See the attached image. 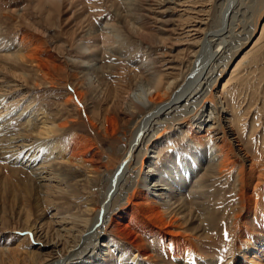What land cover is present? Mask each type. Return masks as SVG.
<instances>
[{"label":"rangeland","instance_id":"1","mask_svg":"<svg viewBox=\"0 0 264 264\" xmlns=\"http://www.w3.org/2000/svg\"><path fill=\"white\" fill-rule=\"evenodd\" d=\"M33 1L0 0V24L9 27L12 31L10 33L11 44H14L15 48H11L10 53H13L14 56H26L29 50L32 52L34 49L32 53L37 57V63L40 61L46 65L47 62H50L48 69L43 70L49 73V76H41L43 72H40L39 69L37 71L31 62H19L16 64L17 68H12L15 72L27 75L26 88L22 90L21 94L18 93L19 97L8 102L17 108H31L30 111H34V108L41 110L43 108L52 112L58 116L56 124H60L65 118L66 121L73 120L69 122L68 129L70 130L67 129L60 139H52L47 147L44 143H39L38 154L42 156L37 162L48 164V162L51 163V159L55 162L61 159L64 166L66 165L73 171L77 170V175L83 180L81 185L76 187V194L61 198L50 192L42 191L38 181L24 165H12L4 158L0 159V250L9 248L13 254L18 253L17 257L20 255L21 258H24L26 252L37 253L38 247L31 238V231L41 223L44 224V229L41 232L48 237H53L49 226L54 211L50 206L60 208L59 213L61 214L65 213L66 215L67 212L76 214L77 209L96 207L103 199L102 190L105 189L107 181H101L102 178L100 179L94 172H91L92 168L99 169V173L103 171L104 167L111 170L112 167L106 163L104 155L106 153L113 156L114 159L118 158L120 155L116 154L115 150L123 146L129 132L118 122L116 131L106 137L108 135H106L105 122L101 115L105 104L101 98L97 97L101 94L99 91L109 88L111 84L116 83V80H119L116 84H123L124 87H130L133 91L135 88L132 83L135 77L140 75L141 70L152 76L155 73L164 77L168 75L167 79L176 74L177 70L166 69L178 68L179 62L184 60V57L189 53L188 50L193 49L191 43L197 38L194 33H187V25H192L198 33L204 30L210 39L212 36L218 35L225 24L226 29L229 32L232 30V33L225 32L215 38L225 39L226 42H223L222 46L227 49L230 40L232 42L234 39L233 35L243 31L240 38H245V32H248L252 23L250 17L264 3V0H57L60 8L54 11L48 4L45 5L43 11L51 12L45 16L42 11L33 8ZM227 1L232 2L228 5L232 8L229 15L224 16L223 9L227 5ZM129 2H131V7ZM199 21L205 23L200 24ZM108 24L118 25L121 28V34L119 33V37L116 38L119 40L118 44H116L115 38L111 40L112 43H115L116 50L114 48L113 53L105 54L103 53L105 50L100 49L103 41L101 35L102 30ZM130 24L137 27L140 24H145L150 43H143L139 41L140 39L132 36L128 30ZM263 25L264 17L259 23L258 31L252 36V41L232 60L230 67L215 89L216 92H214L215 96L218 95L217 97L223 99L227 109V140L232 143L230 144L232 150L238 148L239 144L241 153H238L237 157L242 160H244L242 155L250 158L256 165V175L258 173L262 177L259 189L254 194L256 201H251L255 202L251 212L252 216H250L251 228L249 230L251 232L248 231L249 233L245 234L243 240L241 237L243 242L240 241V238L237 242L236 233L232 234L229 230L230 217L234 213L239 214L244 207V198L235 194L237 169L233 168L228 171L226 167H217L218 153L215 150L213 138L204 137L200 140L201 144L198 145L189 138L188 131L181 127L182 129H178L175 133L172 132L161 138L160 143H157L158 146L156 145L154 148L153 157L157 173L160 170L159 177H163L165 182L168 181L172 187L176 183L173 176L179 182L187 183L180 193L172 195L175 198L172 197L171 203L178 202L176 199L181 198L182 203L199 204L200 210L204 212L207 209L210 210L212 214L218 216L220 222L218 221L219 223L214 229H209L210 232L207 231V234L194 235L193 247L190 248L189 253L184 256L180 254V257L175 259L172 255L170 256L172 251L167 242L145 237L148 247L153 250L154 257L157 259L158 256H162L161 258L166 264H179L181 260L190 259L197 264L202 259H206L212 264H225L231 256L236 255L235 251L238 245V247L244 248L243 243L246 242L244 240H249L251 237L257 238L264 234V30L260 32ZM233 27L235 28L233 29ZM199 35L201 36V34ZM0 38H3L1 34ZM3 41L5 44H10L5 38ZM238 43L234 41L233 45L236 46ZM81 44H85L90 50L87 52L78 51ZM201 52L205 56V61H210L211 64H208L212 69L215 68V64L218 65L219 60H211L209 57L211 54L205 51ZM84 64L89 67L92 65L93 68L99 66L100 71L87 70ZM219 70H216V73ZM9 77L10 75L6 77L5 81ZM92 83H95L93 87H96V93L91 94L88 84ZM142 86L148 88L145 84ZM149 86L152 88L151 84ZM74 93L79 96L80 104H77L79 101ZM70 97H74L73 101L67 103ZM19 98H22L20 102H18ZM0 103L3 105L5 101H0ZM15 118L17 117L11 118V120L13 119L12 125L8 130L11 131V137L20 136L23 133L25 135L24 129L27 127L25 120ZM116 119L118 121V118ZM197 121L193 118V122ZM70 131H73L74 134H70ZM220 134H217L215 139L221 138L222 134ZM73 137L84 138L94 144V148L84 156V159L93 156L91 157L94 160L92 165L82 161H76L74 165V162L70 163L65 160L69 156L68 153L64 154L62 160L60 146L65 152H68ZM5 139L0 142L1 149H6L8 140ZM193 152L199 153V158L202 160L201 165L193 162L194 158L191 156ZM25 154L22 153V156L26 157ZM41 159L48 160L44 162ZM167 162L173 170L172 174L167 169L161 168ZM208 164L213 166V170H211L213 174L203 180L202 190L194 191L198 197V199H194L195 197H191L194 189L193 184L196 182L193 177L197 174L201 175L203 168ZM184 174L188 177L186 178ZM161 179L158 178V181ZM166 192L168 193V191ZM165 199L171 200L167 197ZM87 200L90 202H86ZM50 202L52 203L50 204ZM199 214H194L198 221L193 218L197 225L203 221ZM47 224L49 226H46ZM199 239L200 241H198ZM106 251V255L100 257L102 261L99 260V263L95 264H119V255L116 251L113 252L111 248ZM258 252L252 251L250 256H254ZM125 254L126 257H130L132 251L127 249ZM2 259L0 254V260ZM8 259H6V263L9 262ZM240 262L241 259H237L235 263L241 264Z\"/></svg>","mask_w":264,"mask_h":264},{"label":"bare ground","instance_id":"2","mask_svg":"<svg viewBox=\"0 0 264 264\" xmlns=\"http://www.w3.org/2000/svg\"><path fill=\"white\" fill-rule=\"evenodd\" d=\"M229 3L232 2L227 1V5L224 6V16L226 14L229 15L232 8V6H228ZM47 4L54 11L60 8L57 0H34L32 6L34 9L42 11L43 15L48 16L51 12L43 11L44 6ZM129 5L131 7V2H129ZM262 17H264V3L250 17L252 25L250 24V29L248 32H245V38H240V35H243V31L240 32L241 34L233 35L234 39L232 42L230 40L227 49H224V46H222V43L226 42L224 41L225 39L222 40V37L215 38V36H221L225 32H229L225 24L221 29L222 31L218 35L213 33L215 36H212L210 39L204 30L198 33L192 25H187V33H194L197 38L191 43L193 45L191 48L193 49L188 50L189 53L184 57L185 59L179 62V67L166 69L177 70L176 74L171 75L167 79L168 75L165 76L166 78L157 73L152 76L141 70L140 75L135 77L132 83L135 88L133 91L130 87H124L123 84H116L119 80H116V83L111 84L109 88L99 91L101 94L97 97H99L98 99L101 98L105 104L104 108L102 107L101 115L103 122H105L106 135H108L106 137H109L116 131L118 122L126 127L129 132L123 146L115 150L116 154L120 155L118 158L114 159L113 156L106 153L104 155L106 163L112 167L111 170H107L104 167L105 170L103 169L99 173V169L92 168L91 172H94L100 179L102 178L101 181H107L105 189L102 190L103 199L101 203L96 207L77 209L76 214H68L67 212L66 215L65 213H59L60 208L57 206H50L51 209L53 207L54 214L51 217V223L49 222L50 226L48 224L46 226L51 227L53 237H48L41 232L44 229V224L41 223L40 226L31 231V238L36 247H38L37 253L26 252L24 258H21L20 255L17 257L18 253L16 255L15 253L13 254L9 248L7 250H0L3 258L0 260L1 264H95L99 263V260L102 261L100 257L105 256L106 250L110 248L119 255V264H166L161 258L162 256H158L160 259L154 257L153 250L148 247L144 239L145 237L167 242L170 245L172 251L170 256L172 255L173 259L179 258L180 254L182 256L187 255L193 247L192 240L194 239V235L206 233L207 231L210 232L209 229H214L220 220L210 210L207 209L206 212L200 210L199 204L192 202H189V204L187 202L182 203L180 201L181 198L176 199L178 202L171 203L172 197L175 198L172 195L180 193L187 183L179 182L173 176L176 183L172 187L168 181L165 182L166 180L163 177H159L160 170L157 173L158 170L153 157L155 153L154 148L156 145L158 146L157 143H160L161 138L170 135L172 132L175 133L178 129L182 128L188 131L189 138L198 145L201 144L200 140L204 137L210 136L213 138L215 150L218 153L217 167H226L228 171L233 170V168L237 169L236 172L238 174L234 186L236 187L235 194L242 199L244 198V207L240 210L239 214L234 213L230 217L229 230H231L232 234L233 232L236 233L237 242H239L238 238L242 241L245 238V234L250 231L249 228H251L250 216H252L251 212L255 205V202L251 201H256L254 194L259 189L258 186L262 177L258 173L256 175V165H254L250 158L242 155L244 158L242 160L237 157L238 153H241L239 144L237 145L238 148L232 150L230 145L232 143L227 140V109L223 99L217 97L218 95L215 96L214 92H216L215 89L230 67L232 60L252 41V36L258 31ZM199 23L203 24L205 22L199 21ZM144 25L140 24L137 27L130 24L131 27L129 26L128 30L132 36L138 40L140 39L139 41L150 43L149 34H147ZM230 27L232 28V26ZM262 27L260 32L264 30V25ZM231 31L229 33H232ZM11 32L9 27L7 28L0 24V34L3 36V38H0V101H5L4 104H6L4 106V104L1 105L0 103V142L5 138L8 140L7 146L5 145L6 149L0 148V159L4 158L12 165H24L35 180L38 181L41 190L46 193L50 192L61 198L67 195H74L76 194V187L81 185L83 180L77 175V170L73 171L66 165L64 166V162L61 159L56 162L51 159V163L48 162V164L37 162L39 157L42 156L38 154L39 143H44L47 147L52 139H60L69 128V122L73 120L66 121L65 118L60 124H56L58 116L52 112L43 108L42 110L34 108V111H30L29 109L31 108H17V106L11 105L8 102L19 97L18 93L21 94L22 90L26 88L25 82L28 80L27 75L15 72L12 67L17 68L16 64L19 62H31V65L37 71L39 69L40 72H43L41 76L48 77L49 73L43 70L45 68L48 69L50 63L47 62L46 65L40 61L37 63V57L32 53L34 49L32 52L29 50L26 56L17 55V57L15 55V57L13 53H10L11 48H15L14 44H11ZM120 32L121 28L116 24L105 26L102 30L101 39L103 41L100 48L103 51L105 50V52L102 51L103 53L110 54L116 50L114 47L115 43H112L111 40L112 38H118ZM4 38L11 45L5 44ZM234 41L239 43L235 46L233 45ZM118 43L119 40H117L116 44ZM88 48L85 44H81L78 47V51L87 52L90 50ZM250 50L251 48L249 52ZM201 51L211 54L209 56L211 60H219L218 65L215 64V68L213 67L212 69L208 64L210 61H205V56ZM87 64H84L87 70L100 71L99 66L93 68L92 65L90 67L86 66ZM218 69L220 70L216 73ZM8 75L11 78L9 77L5 81ZM92 84H88L91 94L96 90V87H93L95 83ZM144 84L148 88L142 86ZM149 84L152 85V88ZM138 88L140 89L137 90ZM151 89L153 91H150ZM74 96L79 101L77 104H80L81 101L78 100L79 96L75 93ZM73 98H68L67 103H71ZM21 99L19 98L18 102ZM9 105L11 106L9 107ZM191 107L193 108L190 109ZM13 116L17 117L15 119L20 120L22 118L25 120V126H27L24 129L25 135L23 133L20 136L11 137V131L8 130L12 125L13 119L11 120V118ZM116 118H118V121ZM193 118L198 121L193 122ZM69 133L74 134L73 131ZM219 133L222 134V137L215 139V136ZM69 146L70 150L68 152H65L62 146H60V157L62 160L68 153L69 156L65 160L70 163L74 162V165L76 161H82L88 165L94 163V160L91 158L93 156L84 159L86 153L94 148L93 143L84 138L73 137ZM35 147L37 148L35 149ZM22 153H26V157H23ZM191 156L194 158L193 162L195 164L201 163L202 160L199 158L198 152H193ZM161 168L167 169L170 174L173 173L168 162ZM212 168L213 166L208 164L203 168L201 175L192 176L196 181L193 184V192L191 191L192 189L190 190L192 198L198 199L194 191L202 190L203 180L213 174ZM184 175L186 178L188 177L186 174ZM185 176L183 177L185 178ZM158 178L162 179L158 181ZM166 197L171 200H166ZM88 201L90 202V200L86 202ZM195 213H200L199 216L203 219L198 225L195 222V219H197L194 215ZM241 237H243L242 240ZM206 238L209 239L208 237ZM244 241H246L243 243L244 248H241L242 246L238 247V245L235 251L236 255H233L234 257L231 256L225 264H236L237 259H241V264H264V234L260 237H251L249 240ZM127 249L132 251L130 257L125 256ZM252 251L259 252L254 254V256L251 255V257ZM6 259L9 262L6 263ZM179 262V264H197L192 259L181 260ZM199 264H212V262L202 259Z\"/></svg>","mask_w":264,"mask_h":264}]
</instances>
